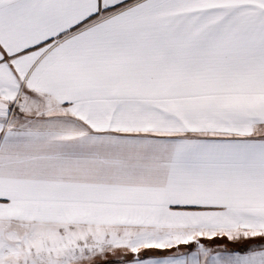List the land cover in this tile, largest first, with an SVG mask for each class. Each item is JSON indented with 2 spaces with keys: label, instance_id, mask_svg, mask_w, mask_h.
Masks as SVG:
<instances>
[{
  "label": "snow or ice",
  "instance_id": "1",
  "mask_svg": "<svg viewBox=\"0 0 264 264\" xmlns=\"http://www.w3.org/2000/svg\"><path fill=\"white\" fill-rule=\"evenodd\" d=\"M0 264H264V0H0Z\"/></svg>",
  "mask_w": 264,
  "mask_h": 264
}]
</instances>
